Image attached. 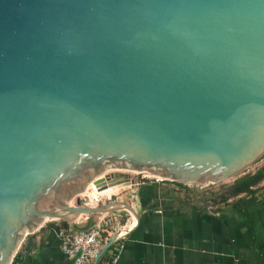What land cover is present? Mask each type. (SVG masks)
<instances>
[{"label": "water", "instance_id": "obj_1", "mask_svg": "<svg viewBox=\"0 0 264 264\" xmlns=\"http://www.w3.org/2000/svg\"><path fill=\"white\" fill-rule=\"evenodd\" d=\"M263 157L264 0H0V264L48 222L137 217L90 206L114 173L202 187Z\"/></svg>", "mask_w": 264, "mask_h": 264}, {"label": "crops", "instance_id": "obj_2", "mask_svg": "<svg viewBox=\"0 0 264 264\" xmlns=\"http://www.w3.org/2000/svg\"><path fill=\"white\" fill-rule=\"evenodd\" d=\"M246 174L202 187L126 184L112 203L131 206L137 217L120 208L80 216L75 227L101 225L108 241L119 232L99 264H113L114 257V264H264V182L255 192L235 193V182ZM60 225L48 222L28 235L12 264H73L61 252Z\"/></svg>", "mask_w": 264, "mask_h": 264}, {"label": "built area", "instance_id": "obj_3", "mask_svg": "<svg viewBox=\"0 0 264 264\" xmlns=\"http://www.w3.org/2000/svg\"><path fill=\"white\" fill-rule=\"evenodd\" d=\"M114 174L123 175L125 178L128 177L135 180V183L133 185L131 184L132 186L148 181L157 184L172 182L160 177L147 175H142L143 182H139L137 180L138 173L129 171ZM124 185L126 184L117 185L116 187H118V191L113 194H108L110 189L99 191V189L92 183L88 190L91 191V193H95V195L86 194V196L90 199V206L95 208L101 203L114 202V198L121 193ZM106 233H108L107 230H105L101 225H95L90 228L80 230L69 225V228H58L57 237L59 239L61 252L70 262L73 264H95L108 241V238L105 236ZM117 261L118 259L114 257L113 264L117 263Z\"/></svg>", "mask_w": 264, "mask_h": 264}, {"label": "trees", "instance_id": "obj_4", "mask_svg": "<svg viewBox=\"0 0 264 264\" xmlns=\"http://www.w3.org/2000/svg\"><path fill=\"white\" fill-rule=\"evenodd\" d=\"M264 157L260 160L262 161ZM264 182V164L256 170V172L248 173L242 178L235 182V193H252L255 192L254 189L257 188ZM59 228H69V224L65 221H61Z\"/></svg>", "mask_w": 264, "mask_h": 264}, {"label": "bare ground", "instance_id": "obj_5", "mask_svg": "<svg viewBox=\"0 0 264 264\" xmlns=\"http://www.w3.org/2000/svg\"><path fill=\"white\" fill-rule=\"evenodd\" d=\"M147 176H152V175H148L146 174ZM118 191V187H114V188H110L108 194H113V193H116ZM86 194H89V195H95V193H91V191H87Z\"/></svg>", "mask_w": 264, "mask_h": 264}, {"label": "rangeland", "instance_id": "obj_6", "mask_svg": "<svg viewBox=\"0 0 264 264\" xmlns=\"http://www.w3.org/2000/svg\"><path fill=\"white\" fill-rule=\"evenodd\" d=\"M264 164V159L262 161H259L256 165H254L252 168L248 169V171H246V173L248 174L249 172H253L254 170H256V168L260 167L261 165Z\"/></svg>", "mask_w": 264, "mask_h": 264}]
</instances>
